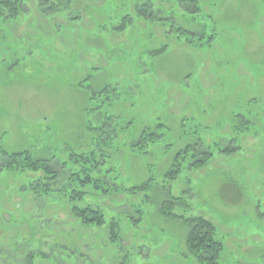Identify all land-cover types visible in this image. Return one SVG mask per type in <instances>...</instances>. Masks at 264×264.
I'll return each mask as SVG.
<instances>
[{
    "label": "rangeland",
    "instance_id": "obj_1",
    "mask_svg": "<svg viewBox=\"0 0 264 264\" xmlns=\"http://www.w3.org/2000/svg\"><path fill=\"white\" fill-rule=\"evenodd\" d=\"M153 1L170 8L168 0ZM199 1L210 18L207 34L217 35L208 49L172 38L170 24L138 20L137 6L149 0H76L78 21L45 17L30 0L28 13L0 21L1 148L61 161L105 149L110 178L127 189L105 196L85 190L81 207L101 209L106 221L92 227L73 216L64 198L52 195L40 204L21 192L17 176H0V264H29L34 253V264H200L186 255L189 228L161 213L170 196L183 198L190 188L187 214L215 223L225 244L221 264H264V0ZM128 15L133 24L114 31ZM172 17L178 26L196 28L189 18ZM165 44L173 49L149 57ZM90 85L130 92L111 97L109 111L128 128L117 149L95 134L105 119ZM251 111L258 133L236 135V116ZM158 124L168 128L163 141L148 154L130 150L144 129ZM197 134L207 142L236 137L242 150L164 181L178 149ZM150 179L151 190L128 192Z\"/></svg>",
    "mask_w": 264,
    "mask_h": 264
},
{
    "label": "trees",
    "instance_id": "obj_2",
    "mask_svg": "<svg viewBox=\"0 0 264 264\" xmlns=\"http://www.w3.org/2000/svg\"><path fill=\"white\" fill-rule=\"evenodd\" d=\"M28 1L30 0H0V21H16L22 15L28 13L30 7ZM75 3L76 0H36V6L41 15L45 17L53 16V18L65 17V19L69 18V21L80 19L74 11ZM168 4L170 8H157L156 3L149 0L146 4L137 6L136 18L148 23L153 22L155 25L164 26L165 24L167 26L170 24L171 28L167 26L169 35L172 38L175 34L181 35L175 38L183 39L190 47L200 49L213 47L217 35L207 34L208 27L206 24L210 18L205 13L199 0H168ZM165 14L170 15V17H163ZM178 14L179 17L189 18L196 28L191 30L184 26H178L176 19L172 17V15L176 16ZM122 22V26L114 29V31L124 32L127 30V27L133 24V17L125 16ZM171 48L173 49L172 45L165 44L162 48L151 51L149 57L156 59L165 55ZM92 78L90 76L88 80ZM87 90H89L90 93L88 94L92 95L93 100H99L100 102L97 104L101 113L98 116L99 119L101 120L103 115V119H105L102 123H99L100 126L95 127V130L98 131L95 134L100 133L103 136L100 140H103L102 143H105L106 147L115 145L117 149L116 139L120 137L123 131H128V128L123 127L124 122L121 121L119 116L109 111L112 106L110 104L111 97L125 99L129 97L130 92L122 91V94H120L116 88L109 86L100 91H95L91 85ZM104 106L108 107V110H104ZM253 115H255L253 111L248 114H238L232 123L233 132L241 136L253 129L257 134V124L252 119ZM262 128L264 132V126ZM185 134L187 133L184 130ZM168 135V128L164 124H158L155 128L148 127L143 130L140 137L133 141L130 150L141 155L148 154L156 143L163 141ZM193 137L194 142L185 145L176 152L173 164L165 173L164 181L176 182L181 180L186 172L197 173L205 170L220 155L232 156L242 150V147L237 144L236 137L229 140L219 138L209 142L205 141L199 134ZM107 165V152H105V149L101 150L100 148L82 155L72 153L69 160L61 161V159L55 157L50 159L37 158L29 151L9 153L0 146V176L4 178H6L5 175L17 176L22 182L21 192L31 194L35 201L41 202L40 204L46 202L48 198H52V195L64 198L68 201V204L70 203L73 216L83 224L92 227H103L106 221L101 209H96L90 205L84 208L81 207V202L84 201L87 195L85 190L92 188L93 194L96 192L103 196L115 190L127 191L126 188L114 183V178H110L113 171H108ZM153 182L154 180L150 179L142 186L128 192L136 194L137 192L151 190L154 186ZM166 191L168 190L166 189ZM189 192L192 195V188L189 189ZM190 195L182 194L183 198L170 196L163 203L161 213L165 217L177 220L189 228L186 240V255L188 257L195 259L200 264H221L225 244L219 238L214 222L200 215L191 217L187 214V209L191 207L188 201ZM177 204L184 207V213L179 214L175 210L178 208ZM118 228V223L113 221L110 231L113 241L118 238ZM66 255L69 254L66 253ZM45 256L42 254L40 257L45 258ZM75 257L71 255L74 260ZM37 258V254H31L28 263L34 264Z\"/></svg>",
    "mask_w": 264,
    "mask_h": 264
}]
</instances>
